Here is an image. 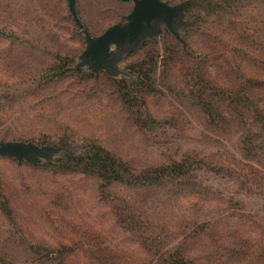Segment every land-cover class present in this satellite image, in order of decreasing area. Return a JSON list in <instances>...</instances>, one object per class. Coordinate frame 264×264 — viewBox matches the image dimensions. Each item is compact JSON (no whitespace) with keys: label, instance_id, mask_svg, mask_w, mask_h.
I'll return each instance as SVG.
<instances>
[{"label":"rangeland","instance_id":"rangeland-1","mask_svg":"<svg viewBox=\"0 0 264 264\" xmlns=\"http://www.w3.org/2000/svg\"><path fill=\"white\" fill-rule=\"evenodd\" d=\"M162 1L188 2L175 28L185 45L161 25L132 52L113 46L116 73L90 80L75 72H93L80 59L83 30L125 23L132 1L76 0L80 29L66 0H0V141L60 148L37 164L0 156L7 262L65 248L72 264H162L175 252L189 264H264V153L247 157L239 132L211 126L194 98L239 87L246 59L264 73V0ZM147 114L168 126L141 129ZM92 142L139 173L189 162L152 184L105 185L66 169L65 152Z\"/></svg>","mask_w":264,"mask_h":264},{"label":"trees","instance_id":"trees-1","mask_svg":"<svg viewBox=\"0 0 264 264\" xmlns=\"http://www.w3.org/2000/svg\"><path fill=\"white\" fill-rule=\"evenodd\" d=\"M173 39L175 43L180 44L177 38V40H175V38ZM184 42L185 40L181 42L182 45H185ZM181 55L182 58H192V55L188 54L183 49H181ZM246 60L250 65L243 66L240 64L244 73L240 71L243 84L239 87H226L227 89H221L214 85H210L207 89L203 88V92L199 96L200 99L198 96L194 95V92L198 94L199 91L196 92L195 89H193L191 93L197 100L201 111L207 116L209 124L219 129L226 127L229 130L235 129L238 131L239 137L242 138V142L245 145L244 153L247 157L254 159L258 157L255 152L256 150L264 153V73H262L259 68L260 62H255L256 59L250 58ZM255 63L257 65H255ZM197 64L198 63L194 62V69L198 68ZM84 71L83 68L75 70V72L81 76L80 78L84 76L90 80L97 79L95 77H97L99 73H102L99 71H86L85 73ZM140 73L141 71L139 74ZM203 96H205L204 99H202ZM218 110L228 114V117L223 120H228L229 122L220 124L219 120L221 119L218 115ZM146 116L145 121L138 120L140 123L137 121L136 125L141 129L154 131L165 129L168 126V122L165 120L158 121L151 118L148 114ZM258 131H261L262 134ZM88 146L89 147L85 148L82 153L77 155H72L69 151L65 152V155L70 159L65 164L68 165L66 169L79 170L83 174H96L103 178L105 185H109L113 182H122L126 185L133 186L152 184L171 174H181L184 166L189 162V158H181L179 160L170 161L169 165L166 167L148 168V171L139 173L132 167H129L128 164L114 157L110 152L99 147L95 142H92ZM56 163L63 165L62 159L58 160ZM60 165H58V167L62 168ZM72 165H74V167H72ZM4 208L6 210L5 212L10 214L11 211L7 207ZM135 218L136 216L131 218L132 222L135 221ZM146 241H148V239H146ZM74 253L75 250L65 248L54 251L46 249L31 250V253L29 252V259L32 262L31 264H72L68 257L70 254ZM169 256L168 260H162L161 263L189 264V261L184 259L178 252H175L174 255L169 253ZM7 259V255L3 254L0 257V264H15L7 262Z\"/></svg>","mask_w":264,"mask_h":264},{"label":"water","instance_id":"water-1","mask_svg":"<svg viewBox=\"0 0 264 264\" xmlns=\"http://www.w3.org/2000/svg\"><path fill=\"white\" fill-rule=\"evenodd\" d=\"M75 23L83 29L77 13L76 0H66ZM133 2V9L125 23L109 27L103 34L92 37L85 30L86 48L80 59L89 64L93 71L104 70L108 75L116 73L117 62L121 59L117 53L132 52L147 38L158 34L161 25L183 42L175 28L181 23L184 8L188 2L170 5L162 0H121ZM116 48V52L112 47ZM60 148L38 146L34 143L0 141V156L15 158L19 162L37 164L40 159L50 160L52 154Z\"/></svg>","mask_w":264,"mask_h":264}]
</instances>
